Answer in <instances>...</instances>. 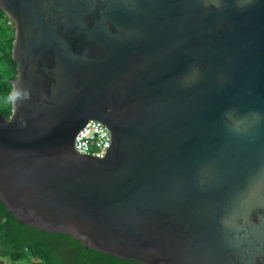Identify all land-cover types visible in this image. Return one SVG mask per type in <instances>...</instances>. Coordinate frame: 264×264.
Returning <instances> with one entry per match:
<instances>
[{
  "label": "water",
  "instance_id": "1",
  "mask_svg": "<svg viewBox=\"0 0 264 264\" xmlns=\"http://www.w3.org/2000/svg\"><path fill=\"white\" fill-rule=\"evenodd\" d=\"M0 200L146 264H264V0H0ZM89 118L102 156L77 152Z\"/></svg>",
  "mask_w": 264,
  "mask_h": 264
},
{
  "label": "trees",
  "instance_id": "2",
  "mask_svg": "<svg viewBox=\"0 0 264 264\" xmlns=\"http://www.w3.org/2000/svg\"><path fill=\"white\" fill-rule=\"evenodd\" d=\"M0 9V112H11L13 23ZM0 257L7 264H146L84 246L76 238L21 223L0 200Z\"/></svg>",
  "mask_w": 264,
  "mask_h": 264
},
{
  "label": "built area",
  "instance_id": "3",
  "mask_svg": "<svg viewBox=\"0 0 264 264\" xmlns=\"http://www.w3.org/2000/svg\"><path fill=\"white\" fill-rule=\"evenodd\" d=\"M12 21L7 18L6 23ZM110 143V132L104 123L89 118L76 132L73 146L77 152L88 155L102 156ZM0 264H7L0 257Z\"/></svg>",
  "mask_w": 264,
  "mask_h": 264
}]
</instances>
